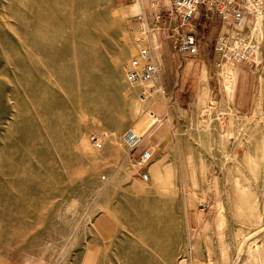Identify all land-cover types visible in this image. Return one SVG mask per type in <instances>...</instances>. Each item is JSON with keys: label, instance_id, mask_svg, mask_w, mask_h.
I'll return each instance as SVG.
<instances>
[{"label": "rangeland", "instance_id": "1", "mask_svg": "<svg viewBox=\"0 0 264 264\" xmlns=\"http://www.w3.org/2000/svg\"><path fill=\"white\" fill-rule=\"evenodd\" d=\"M151 3L0 0V264H264V8L171 94L124 69Z\"/></svg>", "mask_w": 264, "mask_h": 264}, {"label": "built area", "instance_id": "2", "mask_svg": "<svg viewBox=\"0 0 264 264\" xmlns=\"http://www.w3.org/2000/svg\"><path fill=\"white\" fill-rule=\"evenodd\" d=\"M263 8L264 0H169V4L152 0L136 14L134 40L138 52L124 66L128 80L142 85L160 78L167 42L186 60L197 58L206 64L210 60L204 55L213 54L215 60L227 58L241 62L247 57L248 48L244 44L251 42L252 32L261 26L256 19ZM211 29L217 30L212 49L207 44ZM234 36L238 40L231 49L230 38L235 39ZM175 78L176 83L181 80L182 67L176 69ZM158 91L166 93L162 85ZM209 105L214 107L215 103ZM151 155L152 152L143 151L140 159L146 163ZM142 178L148 180V172H143Z\"/></svg>", "mask_w": 264, "mask_h": 264}, {"label": "crops", "instance_id": "3", "mask_svg": "<svg viewBox=\"0 0 264 264\" xmlns=\"http://www.w3.org/2000/svg\"><path fill=\"white\" fill-rule=\"evenodd\" d=\"M212 43H213V41L212 40H209L208 43H207L208 44V47L211 48L213 46ZM163 55H164L163 71L167 67V69L165 71H168V74H170L172 76V77H170L168 79V83H169V87L171 86V89H173L172 92H171V94H173V93L178 92V90L182 89L183 85L185 84L184 83L185 82V75L187 74V71H190V70H188V62H187L186 59L183 58V56L181 54H179L178 52H176L173 49V47L171 46V43L170 42H167L166 43L165 48H164V54ZM204 57L206 59H209L210 60L211 57H214V55L213 54L211 56L204 55ZM179 66L182 67V78H181L180 81H178L176 83L174 81L176 79V78H174L175 77V71H176V69ZM248 107L250 109L251 106L249 105ZM256 110H261V103L260 102L258 103ZM153 132L155 133V130ZM153 132L151 131V133H152V139L154 140V142H153L154 145H150V148L151 147L152 148H156L157 145L161 144L167 138V136H165L162 133L156 132L154 134ZM153 134H154V136H153ZM150 148L149 147L144 148V151H149V152H152L153 153L154 150H150Z\"/></svg>", "mask_w": 264, "mask_h": 264}, {"label": "bare ground", "instance_id": "4", "mask_svg": "<svg viewBox=\"0 0 264 264\" xmlns=\"http://www.w3.org/2000/svg\"><path fill=\"white\" fill-rule=\"evenodd\" d=\"M138 1H139V0H138ZM141 11H143V9H142ZM141 11H140V12H141ZM235 37H236V36H234V38H235ZM235 40H238V38L235 39ZM232 48H233V46L231 47V49H232ZM151 83H152V82H148V83H146V85L149 86ZM144 94L147 95L145 92H144ZM153 118H154V117H153ZM156 120H157V119L154 118V122H155Z\"/></svg>", "mask_w": 264, "mask_h": 264}]
</instances>
